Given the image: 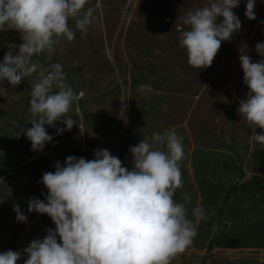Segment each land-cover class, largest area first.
Returning a JSON list of instances; mask_svg holds the SVG:
<instances>
[{"label": "rangeland", "instance_id": "374dc122", "mask_svg": "<svg viewBox=\"0 0 264 264\" xmlns=\"http://www.w3.org/2000/svg\"><path fill=\"white\" fill-rule=\"evenodd\" d=\"M95 5L96 0H90ZM207 0H100L101 7L87 33L76 31L54 53L33 57L45 67L60 63L66 82L79 94L69 116L78 126L62 122L45 128L53 140L33 151L25 135L35 76L13 88L0 86V252L23 249L43 239L55 225L46 214L28 212L32 198L45 200L41 183L68 156L94 159V150L107 149L132 170L130 148L154 132L174 129L182 138L183 186L174 199L186 204L197 230L193 244L172 264H264V188L241 190L230 198L232 185L255 175L264 177V148L238 113L248 92L240 66L241 52L253 62L264 43V0L255 4V20L245 16L247 0L233 9L241 29L223 41L212 65L194 69L179 46L185 29L182 17ZM222 18H218L219 20ZM73 22H70V24ZM15 30L0 32V62L10 45L21 43ZM177 50V51H176ZM18 48L14 50V54ZM181 52V53H180ZM262 130L257 128L256 132ZM46 202V201H45ZM27 217L18 222L14 207ZM203 208L206 218L194 214ZM22 255L18 264H24Z\"/></svg>", "mask_w": 264, "mask_h": 264}, {"label": "clouds", "instance_id": "9594fccd", "mask_svg": "<svg viewBox=\"0 0 264 264\" xmlns=\"http://www.w3.org/2000/svg\"><path fill=\"white\" fill-rule=\"evenodd\" d=\"M240 2L207 0L182 17L185 29L179 46L189 66L210 67L222 42H230L240 31L241 21L233 11ZM255 4L256 0L246 2L249 20L256 19ZM100 7V0L94 6L90 0H0V32L15 30L22 41L10 45L0 62V86L7 81L15 88L35 76L29 101L31 127L15 133L17 138L25 135L33 151H43L53 140L45 125L62 122L65 128L57 134L78 126L68 114L80 99L60 63L45 67L33 57H50L61 41H73L77 30L86 34ZM255 51L261 57L257 62L247 53L239 56L248 92L239 101L238 113L251 130V139L264 148V43H257ZM257 128L262 131L257 133ZM130 153L132 170L107 149L94 150L91 160L68 156L63 165L55 161V171L42 176L45 200L28 201V212L46 214L55 230L47 229V235L30 242L23 253L0 252V264H18L22 255L27 257L24 264H172L197 235L188 218L190 197L185 195L184 203L174 199L183 186L182 138L174 129L154 132ZM14 211L18 222L27 220L19 206ZM194 214L206 218L203 208Z\"/></svg>", "mask_w": 264, "mask_h": 264}, {"label": "trees", "instance_id": "16d2710c", "mask_svg": "<svg viewBox=\"0 0 264 264\" xmlns=\"http://www.w3.org/2000/svg\"><path fill=\"white\" fill-rule=\"evenodd\" d=\"M257 4V0H256ZM264 188V177L261 175H255L251 179L245 181L242 185H232L231 188L228 190L226 196L230 198L234 194H237L241 190L243 191H250L254 188ZM204 264V263H203Z\"/></svg>", "mask_w": 264, "mask_h": 264}, {"label": "bare ground", "instance_id": "6f19581e", "mask_svg": "<svg viewBox=\"0 0 264 264\" xmlns=\"http://www.w3.org/2000/svg\"><path fill=\"white\" fill-rule=\"evenodd\" d=\"M177 51V50H176ZM181 53V52H180Z\"/></svg>", "mask_w": 264, "mask_h": 264}]
</instances>
